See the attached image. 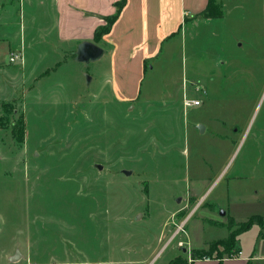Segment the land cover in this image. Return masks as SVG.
Instances as JSON below:
<instances>
[{
	"label": "rangeland",
	"instance_id": "rangeland-1",
	"mask_svg": "<svg viewBox=\"0 0 264 264\" xmlns=\"http://www.w3.org/2000/svg\"><path fill=\"white\" fill-rule=\"evenodd\" d=\"M36 8L24 0H0V50L7 55H0V264L233 259L229 245L219 242L230 236L222 213L245 222L264 212V174L257 187L249 177L229 184L248 156L260 152L251 127L264 124V90L249 128L242 100L232 107L223 93L243 83L238 70L226 74L218 64L239 58L238 33L228 27L237 24L233 1L225 22L188 36L186 48L178 40L172 47L168 42L162 63L158 60L138 84L133 78L115 81L106 43L104 54L90 62L73 52L30 59V71L61 65L23 90L21 76L12 70L21 67V59L10 62L9 48L24 54L15 45L26 25L27 37L32 36ZM217 68L220 73L211 76ZM252 84L250 78V89ZM124 91H136L137 97L122 98ZM188 94L203 102L184 107ZM22 115L27 133L18 144L12 128ZM212 116L216 129H230L228 141L194 125ZM259 232L253 224L237 235L244 250L239 256H249L257 240L262 242ZM16 252L20 260L11 261Z\"/></svg>",
	"mask_w": 264,
	"mask_h": 264
},
{
	"label": "crops",
	"instance_id": "crops-1",
	"mask_svg": "<svg viewBox=\"0 0 264 264\" xmlns=\"http://www.w3.org/2000/svg\"><path fill=\"white\" fill-rule=\"evenodd\" d=\"M217 1L222 8V17L206 18L200 13L207 7L209 0H24L26 4L31 3L37 6L34 11V14L37 13V15L33 14L30 19L32 22L30 34L32 36L27 37L26 29L28 26L26 25L20 43L15 45L25 54V60L24 54H21L22 57L19 58L21 59V67L16 68L14 66L12 70L15 72L13 73L21 76L23 90L27 87H33L36 78L45 77L52 71H56L61 65V61L53 67H46L43 72H37L35 70L30 71L31 68H28L30 59L44 60L48 53H53L56 59H60L65 58L69 52H73V56L76 57L79 44L84 41H92L102 47L103 50H106V43L111 48L113 72H115L117 83L133 78L135 83L138 84L140 78L145 77L149 69L153 70L158 60L160 64L162 63L161 54L164 52L165 46L168 47V42H170L169 47H172L174 40H178L181 45L185 43L183 48H186L188 36H197L200 29L204 31L216 24L224 23L226 21V8H228L229 2L233 1L237 24L228 27L233 32L237 31L238 33V39L240 40L238 45L239 58L235 63L218 62V64H224L223 72L226 74H232L237 70L240 72V77L243 80L242 88L236 89L231 84L230 88L223 93L232 102V107H235L234 105L240 99L242 100L244 110L248 111L246 122L248 127L256 107L262 99V91L264 90V0ZM113 16H116V18L109 30L104 34L98 33L101 27L106 26L107 18L110 19ZM36 32L37 34L34 35ZM191 40L195 41L196 38ZM35 45L43 47H31ZM46 45L48 47L45 48ZM12 50L14 49L9 48L10 55L13 52ZM2 52L4 51L0 50V55L2 54L7 58V55ZM127 71L134 72V74L125 75ZM219 73L220 70L217 68L211 73V76ZM215 78L212 77L211 79L215 81ZM250 78L253 83L252 89L248 85ZM125 86L126 81L121 89H125ZM31 90L32 88L29 93ZM239 92L241 95H239ZM139 93H141V90H139ZM135 94L136 91L129 94L124 91L120 95L122 98L126 96L127 99H131L137 97ZM186 97L191 96L188 94ZM200 99L202 103L203 98L200 97ZM216 116H212L208 122L198 121L194 125L198 127L202 124L205 126L202 132H209L210 134L213 132L214 135L215 133H218V135L221 133L217 137L228 141L227 138H231L232 133L230 129L219 131L215 128ZM223 123L225 124L224 121ZM251 131H253V136L257 141L258 150L259 148L261 150L257 154L252 153L248 156L246 162L242 163L238 172L233 175V180L229 184L243 181L245 177H249L253 181V185L257 187V178L264 174V149L262 150L264 146V124L256 128L251 127ZM244 166H248L247 173L241 170V167ZM224 168L225 165L222 166L221 170ZM245 174L247 175L245 176ZM229 184L227 186H230ZM262 187L264 196V186ZM191 200L196 201L195 198H191ZM221 216L227 217L228 220L223 218L220 221H228V225H230L231 220L236 223H243L231 216L229 211H224ZM253 217L258 218L252 225L256 224L260 231L257 238H261L262 242L257 240L254 249L250 251L247 257H241L244 255V250L235 243V247L242 251L241 256L233 259L216 258L214 260L216 263L253 264L252 260L264 261V212L254 213L250 218ZM232 228H229L230 234L233 231ZM259 243L260 245H258ZM261 253L262 255H259Z\"/></svg>",
	"mask_w": 264,
	"mask_h": 264
},
{
	"label": "trees",
	"instance_id": "trees-1",
	"mask_svg": "<svg viewBox=\"0 0 264 264\" xmlns=\"http://www.w3.org/2000/svg\"><path fill=\"white\" fill-rule=\"evenodd\" d=\"M200 14L206 18H213V17H222L223 13H222V8L217 0H209L207 7ZM115 18L116 16H113L110 19L107 18L108 23L106 24V26L101 27L98 33L100 34L106 33L109 30L111 24L115 21ZM12 130H13L12 133H13V138L15 142L18 144H23L25 142L26 133H27L26 120L23 115L20 120L16 121V123L13 124ZM256 219L258 218L253 217V218H250L249 221L243 222V223H236L235 221L231 220L230 225H229L230 229L234 225L238 224L239 226L237 227V229H234L233 231H231V234L227 242L226 240H223V241L219 240V242L221 241V243L225 246L229 245L230 250H232L233 254L238 253L241 250L235 248L237 235L239 233H242L250 229V226ZM172 264H185V263L174 261Z\"/></svg>",
	"mask_w": 264,
	"mask_h": 264
},
{
	"label": "water",
	"instance_id": "water-1",
	"mask_svg": "<svg viewBox=\"0 0 264 264\" xmlns=\"http://www.w3.org/2000/svg\"><path fill=\"white\" fill-rule=\"evenodd\" d=\"M105 50H103L102 47L97 45L94 42L90 41H84L79 44L77 49V59L81 62H90L91 60H95L99 57H101L104 54ZM200 130H204L205 126L200 125L198 126ZM99 168H102V166H99ZM123 173L126 174H132L131 171H123ZM224 213V212H223ZM222 213V214H223ZM17 254L13 257H11V261H18L20 260L21 253L16 252Z\"/></svg>",
	"mask_w": 264,
	"mask_h": 264
},
{
	"label": "built area",
	"instance_id": "built-area-1",
	"mask_svg": "<svg viewBox=\"0 0 264 264\" xmlns=\"http://www.w3.org/2000/svg\"><path fill=\"white\" fill-rule=\"evenodd\" d=\"M21 57H22L21 53L15 52V51L11 52L10 61L14 62V61L18 60ZM184 103H185L186 106L200 105L201 99L199 100V99H192V98L186 97ZM241 254H242V251H239L238 253L233 255L232 258H235V257H237V256H239Z\"/></svg>",
	"mask_w": 264,
	"mask_h": 264
}]
</instances>
